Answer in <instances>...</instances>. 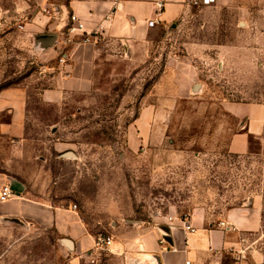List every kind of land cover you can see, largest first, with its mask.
Returning <instances> with one entry per match:
<instances>
[{
	"label": "rangeland",
	"instance_id": "rangeland-1",
	"mask_svg": "<svg viewBox=\"0 0 264 264\" xmlns=\"http://www.w3.org/2000/svg\"><path fill=\"white\" fill-rule=\"evenodd\" d=\"M256 2L264 23V0ZM188 8L153 33L147 61L124 89L111 88L106 63L91 92L68 91L54 105L39 93L72 62L82 36L58 32L36 0H0V88H26L34 153L49 155L48 178L35 180L45 186L46 201L72 206L97 237L111 235L118 223L163 229L165 217L197 208L220 217L257 196L264 206V136L251 140L250 153H230L231 136L244 122L224 105L264 103V25L242 35L234 9ZM27 23L35 25L29 38L20 27ZM42 34L57 40L45 46L36 40ZM149 105L161 112L159 132L133 151L127 126ZM57 146L75 152L76 163L56 161ZM66 234L48 219L0 215V264H72Z\"/></svg>",
	"mask_w": 264,
	"mask_h": 264
},
{
	"label": "crops",
	"instance_id": "crops-1",
	"mask_svg": "<svg viewBox=\"0 0 264 264\" xmlns=\"http://www.w3.org/2000/svg\"><path fill=\"white\" fill-rule=\"evenodd\" d=\"M256 1L216 0L214 5L218 9H234L235 25L240 34L247 35L264 25L258 16L262 7ZM36 3L41 8L40 14L58 32L81 35L80 31L69 32V16L73 13L79 16L84 30L92 32L88 41L73 47L72 62L54 77L53 85L41 89V99L54 105L63 104L68 91L91 92L101 66L106 63L111 65L108 71L111 88L124 89L131 74L147 61L153 33L160 27L173 25L191 7L185 0H36ZM46 7L55 11L52 17L43 12ZM151 20L155 24L150 26ZM34 28L29 23L23 27L28 38ZM26 95V88L20 84L0 88V147L5 146L0 150V190L6 184L12 190L8 200L0 201L1 216L48 219L72 241V264H264V206L260 196L232 206L216 218L204 208H197L188 214L196 228L194 232L187 230L177 215H170L175 217L173 221L169 216L164 218V226L170 229L168 234L158 224L118 223L109 231L113 236L111 245L97 254V228L90 227L72 206L61 207L46 201L45 186L41 180H35L38 175L42 180L48 178L49 155L38 157L34 153L36 149L27 128ZM224 105L244 122L231 136L228 151L238 155L250 153L251 140L260 141L264 136V103L227 101ZM161 119V112L151 105L144 106L127 126L128 147L137 151L149 137H155L159 132L156 123L160 127ZM55 149L56 161L72 159L76 163V155L64 156L71 150H60L59 146ZM9 169L12 177L4 171ZM92 257L96 262H90Z\"/></svg>",
	"mask_w": 264,
	"mask_h": 264
},
{
	"label": "built area",
	"instance_id": "built-area-1",
	"mask_svg": "<svg viewBox=\"0 0 264 264\" xmlns=\"http://www.w3.org/2000/svg\"><path fill=\"white\" fill-rule=\"evenodd\" d=\"M216 2V0H185V3L189 6H207V5H211L214 4ZM43 12L47 15V16H53V13L55 12L53 9L51 8H43ZM70 19V27H69V32H75V31H80L81 36H82V40L83 41H88L90 39V35L92 34V32H87L84 30V24L80 21V18L77 14L73 13L69 16ZM155 22L153 20L149 21V25H154ZM20 27H24V26H20ZM61 61H64L63 58H61ZM12 194V190L10 185L6 184L3 185L1 190H0V201H6L10 198ZM76 207V205H75ZM188 214H185L183 216H179V220L183 223V226L191 231L194 232L196 230V228L191 224V221L188 217ZM175 219V217L173 216H169V220L173 221ZM113 241V236L111 235H105L103 236L102 234L100 236H98L95 240V252L101 253L104 250H107L108 247L111 245ZM91 263L96 262V258H91L90 260Z\"/></svg>",
	"mask_w": 264,
	"mask_h": 264
},
{
	"label": "water",
	"instance_id": "water-1",
	"mask_svg": "<svg viewBox=\"0 0 264 264\" xmlns=\"http://www.w3.org/2000/svg\"><path fill=\"white\" fill-rule=\"evenodd\" d=\"M36 40L38 42H42L45 46H52L55 43V41H56V36H54V35H44V36L43 35H39V36L36 37ZM64 156L75 157V153L73 151H67V152L64 153ZM163 230H164V232H166L165 234H168L170 229H169V227L164 226ZM64 242L70 248L73 247V243H72V241L70 239L65 238Z\"/></svg>",
	"mask_w": 264,
	"mask_h": 264
}]
</instances>
